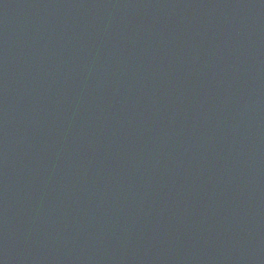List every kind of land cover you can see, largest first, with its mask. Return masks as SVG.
Listing matches in <instances>:
<instances>
[{
    "label": "water",
    "instance_id": "water-1",
    "mask_svg": "<svg viewBox=\"0 0 264 264\" xmlns=\"http://www.w3.org/2000/svg\"><path fill=\"white\" fill-rule=\"evenodd\" d=\"M0 264H264V0H0Z\"/></svg>",
    "mask_w": 264,
    "mask_h": 264
}]
</instances>
